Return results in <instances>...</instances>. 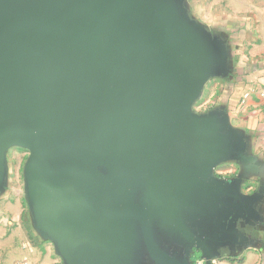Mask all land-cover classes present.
Listing matches in <instances>:
<instances>
[{"label":"water","instance_id":"1","mask_svg":"<svg viewBox=\"0 0 264 264\" xmlns=\"http://www.w3.org/2000/svg\"><path fill=\"white\" fill-rule=\"evenodd\" d=\"M231 73L188 0H0V196L24 148L34 228L64 264H216L260 197L249 137L194 109Z\"/></svg>","mask_w":264,"mask_h":264},{"label":"crops","instance_id":"2","mask_svg":"<svg viewBox=\"0 0 264 264\" xmlns=\"http://www.w3.org/2000/svg\"><path fill=\"white\" fill-rule=\"evenodd\" d=\"M188 2L192 16L213 32L226 36L236 52L231 75L210 80L203 94L208 93L210 101L216 102L213 109H227L233 125L249 137L251 153L258 156L256 167L246 172L249 177L243 185L244 193L260 194L255 212L241 226L240 245L215 262L264 264V100L260 96L264 89V0ZM239 169V174L244 171L241 164ZM237 172V167L231 166L224 176L231 177ZM10 175L9 186L0 196V264H15L24 258L33 264H64L54 244L34 228L29 205V215L25 217L20 189L17 182L13 183L17 175L14 178L13 172Z\"/></svg>","mask_w":264,"mask_h":264},{"label":"rangeland","instance_id":"3","mask_svg":"<svg viewBox=\"0 0 264 264\" xmlns=\"http://www.w3.org/2000/svg\"><path fill=\"white\" fill-rule=\"evenodd\" d=\"M224 37L226 39H228L226 36H224ZM235 61H237L236 52H234L232 49V64ZM217 79H221V78H217ZM215 105H216V102L210 101L209 94L204 93V94H202V96L198 100V102L195 104L194 109L197 112H205L209 109H213L212 107H214ZM28 157H29V151L27 149L15 147V148L11 149V151H10L9 166L11 164V167H12V170L10 169V174L13 172V178L17 175V181H16V179H13V183L16 184V182H17V187H19V189H20V193L22 195V200H23V205L25 208V217H27L29 215L28 214V202H27L26 192H25V176H24V168H25V164H26ZM231 166H236L237 171H239V164L238 163L227 162V163H224L223 165L219 166L216 169V172H217V174L224 176L226 174L227 170L229 169V167H231ZM29 218L32 220V218L30 216H29Z\"/></svg>","mask_w":264,"mask_h":264},{"label":"flooded vegetation","instance_id":"4","mask_svg":"<svg viewBox=\"0 0 264 264\" xmlns=\"http://www.w3.org/2000/svg\"><path fill=\"white\" fill-rule=\"evenodd\" d=\"M239 172L240 171H238L234 176H231V177H225V176H222V175H219V174L218 175L220 177H222V178H235L237 175H239ZM241 223H242V221L240 220L238 225H239L240 230H243V228L241 227ZM241 238L242 237L241 236L239 237V235H238V241H240ZM236 246H238V244ZM231 252L232 251L229 248L223 249V254H227V253L229 254ZM190 258H191V261H192L193 264H198V261L201 260L200 252L198 250L194 249V251L191 253V257Z\"/></svg>","mask_w":264,"mask_h":264},{"label":"built area","instance_id":"5","mask_svg":"<svg viewBox=\"0 0 264 264\" xmlns=\"http://www.w3.org/2000/svg\"><path fill=\"white\" fill-rule=\"evenodd\" d=\"M261 98L264 100V89L260 92ZM15 264H33L29 259L24 258L22 260L17 261ZM198 264H204V260L201 259L198 261Z\"/></svg>","mask_w":264,"mask_h":264},{"label":"trees","instance_id":"6","mask_svg":"<svg viewBox=\"0 0 264 264\" xmlns=\"http://www.w3.org/2000/svg\"><path fill=\"white\" fill-rule=\"evenodd\" d=\"M208 111V110H207Z\"/></svg>","mask_w":264,"mask_h":264}]
</instances>
